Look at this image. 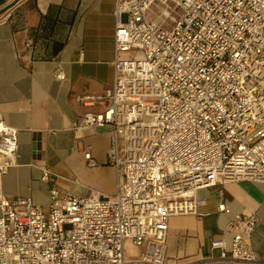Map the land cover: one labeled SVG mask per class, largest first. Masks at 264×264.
<instances>
[{
	"label": "built area",
	"instance_id": "2783aa9c",
	"mask_svg": "<svg viewBox=\"0 0 264 264\" xmlns=\"http://www.w3.org/2000/svg\"><path fill=\"white\" fill-rule=\"evenodd\" d=\"M154 3L160 22L149 15ZM113 16L112 83L78 98L103 108L72 129L79 138L110 129L117 191L52 188L46 209L9 200L2 177L17 163L19 132L0 116V264H165L169 219L197 215L200 191L264 183V0H116ZM54 77L65 79L58 69ZM84 158L98 165L89 150ZM217 211L230 216V239L210 242L216 259L260 264L251 241L258 217L224 203ZM127 240L138 256H126Z\"/></svg>",
	"mask_w": 264,
	"mask_h": 264
},
{
	"label": "crops",
	"instance_id": "0c3cea01",
	"mask_svg": "<svg viewBox=\"0 0 264 264\" xmlns=\"http://www.w3.org/2000/svg\"><path fill=\"white\" fill-rule=\"evenodd\" d=\"M115 2L0 0V116L19 132L17 163L2 177L9 200L30 197L46 209L52 188L78 197L90 189L116 193V172L107 163L110 129L92 128L80 138L72 129L86 111L103 108L84 106L78 98L100 95L112 83ZM57 69L64 80L54 77ZM88 150L95 167L86 165ZM80 168L88 172L82 178L65 174ZM44 169L51 172L47 180ZM198 198L206 204L197 215L169 219L165 264H244L217 260L219 251L210 248L215 238L230 239L224 232L230 216L217 211L220 203L233 214L258 217L251 241L264 264V183L228 181Z\"/></svg>",
	"mask_w": 264,
	"mask_h": 264
},
{
	"label": "rangeland",
	"instance_id": "374dc122",
	"mask_svg": "<svg viewBox=\"0 0 264 264\" xmlns=\"http://www.w3.org/2000/svg\"><path fill=\"white\" fill-rule=\"evenodd\" d=\"M163 7L159 3H154L150 7L149 15L153 17L156 21L160 22L159 14H161ZM138 52H131L130 55L134 56L137 55ZM89 168V167H88ZM66 175H72L73 177L80 178L81 176H86L88 172L84 168H80L77 173L73 172L70 174V172H66ZM82 178V177H81ZM141 249L134 247L130 241L125 242V253L127 257H136L139 255Z\"/></svg>",
	"mask_w": 264,
	"mask_h": 264
},
{
	"label": "trees",
	"instance_id": "16d2710c",
	"mask_svg": "<svg viewBox=\"0 0 264 264\" xmlns=\"http://www.w3.org/2000/svg\"><path fill=\"white\" fill-rule=\"evenodd\" d=\"M60 47H61V45H58V46L56 47L55 51L58 50Z\"/></svg>",
	"mask_w": 264,
	"mask_h": 264
}]
</instances>
